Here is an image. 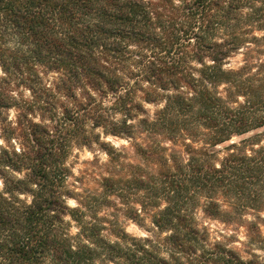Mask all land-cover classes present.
Here are the masks:
<instances>
[{
    "label": "trees",
    "instance_id": "trees-1",
    "mask_svg": "<svg viewBox=\"0 0 264 264\" xmlns=\"http://www.w3.org/2000/svg\"><path fill=\"white\" fill-rule=\"evenodd\" d=\"M239 51L242 64L226 67ZM262 51L264 0H0V264H264L212 240L196 220L200 198L207 216L221 214L218 193L264 199L263 145L233 144L219 165L208 148L264 125ZM143 102L160 106L149 114ZM87 122L153 144L156 175L101 179L126 217L150 218L152 235L117 228L120 241H108L81 208L103 197L67 204L65 147L96 141Z\"/></svg>",
    "mask_w": 264,
    "mask_h": 264
},
{
    "label": "rangeland",
    "instance_id": "rangeland-1",
    "mask_svg": "<svg viewBox=\"0 0 264 264\" xmlns=\"http://www.w3.org/2000/svg\"><path fill=\"white\" fill-rule=\"evenodd\" d=\"M243 52L239 51L231 55L226 60V67L235 68L242 64ZM259 57L264 60V52ZM53 75V73L44 74L42 77L44 81L49 83L52 81ZM3 76L4 73L0 68V78ZM12 89L14 90L13 94L17 97L29 98L30 93L26 88L16 87ZM141 96V92H137L136 98L138 100H141ZM104 104L108 106L109 102L105 101ZM143 105L149 114H152L160 106V104L148 102H143ZM8 114L9 119H15L16 113L13 109ZM120 117L121 115L118 113L115 115L116 119ZM90 126L87 122L85 126L86 134L89 133L92 137L98 135V138H95L96 141L90 140L82 143L77 139H73L65 147L64 164L68 170L65 188L72 194L71 197H66L67 204L70 207H75L80 206L81 200L91 201V197H103V200L107 203L103 201L98 205V208L94 207L90 211L83 204H81V208L84 210L83 221L93 222L102 237L108 241H120L117 228L121 231L124 230V235L128 238L152 235L147 231V229L152 228L150 218L145 216L146 221L139 223L126 217L124 212L126 204L122 203L123 199L114 194H104L101 179L104 177L129 178L132 174L149 179L151 175H156L163 164L159 165L154 156H149L148 152L153 144L148 142L144 134L136 133L135 138L131 139L127 136H113L105 133L103 128H91ZM135 141L138 142V146ZM162 141V145L166 146V149L170 148L182 152L180 144L174 147L171 143L165 140ZM233 144L240 145L245 150L264 146V125L244 134L234 135L229 140L215 146H209L208 148L212 151V158L209 159V162L216 165L221 164L223 158L231 151L230 148ZM4 145L5 143L0 139V146ZM12 145L19 148V140L15 139V143L12 142ZM195 145L197 147L206 146L201 144L200 141L196 142ZM139 146L147 148V154H140L136 149ZM182 153L184 154V152ZM162 154L166 155V151ZM24 172L25 170L20 171V173L15 172L14 175L23 176ZM2 188L3 180L0 177V190ZM215 197L218 198L221 206V214L207 216L202 211L203 199L200 198L199 204L196 206V220L199 225L207 228L212 240L223 242L243 259H256L264 262V199L252 200L254 194L242 200L235 199L232 195L222 196L219 193ZM127 205L130 207L129 214L132 215L133 210L140 208L134 196L130 197ZM65 219L70 221V233L75 234L79 229L78 223L69 216H66ZM104 264L112 263L106 261Z\"/></svg>",
    "mask_w": 264,
    "mask_h": 264
}]
</instances>
